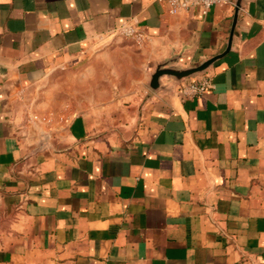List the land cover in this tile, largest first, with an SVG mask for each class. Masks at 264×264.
Wrapping results in <instances>:
<instances>
[{"label": "crops", "instance_id": "0c3cea01", "mask_svg": "<svg viewBox=\"0 0 264 264\" xmlns=\"http://www.w3.org/2000/svg\"><path fill=\"white\" fill-rule=\"evenodd\" d=\"M233 1L0 0V264H264V0ZM126 23L140 60L97 83Z\"/></svg>", "mask_w": 264, "mask_h": 264}, {"label": "rangeland", "instance_id": "374dc122", "mask_svg": "<svg viewBox=\"0 0 264 264\" xmlns=\"http://www.w3.org/2000/svg\"><path fill=\"white\" fill-rule=\"evenodd\" d=\"M144 43V42H143ZM143 43H138L132 38L118 36V39L113 44L109 45L106 50L110 51L108 52L107 56L100 58H92L88 59L91 62H96L97 66H94L91 73L86 72L88 74V77L95 80L97 83H99V80H102L110 75H113L114 77L116 74L125 75L127 73H130L133 70V65L136 66V64L139 62V52L141 50V47ZM87 60V61H88ZM111 63L116 66V69L113 68H107L106 66H101L102 63ZM114 66V67H115ZM155 67V66H154ZM153 68H151V73L153 71ZM107 68V69H105ZM135 69V68H134ZM84 71H75V73L79 74ZM72 72H67V74H71ZM63 74L60 73L59 77ZM62 78V77H60ZM88 79L83 81L78 88L83 92L85 89L88 90L89 86L87 85Z\"/></svg>", "mask_w": 264, "mask_h": 264}, {"label": "built area", "instance_id": "2783aa9c", "mask_svg": "<svg viewBox=\"0 0 264 264\" xmlns=\"http://www.w3.org/2000/svg\"><path fill=\"white\" fill-rule=\"evenodd\" d=\"M170 12L176 13L179 11H187L194 7H198L202 13H205L210 7L222 3L233 4V0H165ZM113 33L117 36L132 38L138 43H143L146 40V34L137 28L134 24H123L115 29ZM207 79L201 78L187 82L182 88L181 93L186 96L200 94L210 87Z\"/></svg>", "mask_w": 264, "mask_h": 264}, {"label": "water", "instance_id": "95a60500", "mask_svg": "<svg viewBox=\"0 0 264 264\" xmlns=\"http://www.w3.org/2000/svg\"><path fill=\"white\" fill-rule=\"evenodd\" d=\"M239 7H240V0H235L233 27L236 21V16L238 14ZM232 30L229 34V38L225 48L220 53H217L198 64L179 68L175 66L174 60L171 59L157 63L152 73L150 74V84H149L150 87L153 89L158 88L160 84V80L163 77L172 78L174 80H182L185 78L194 79V77L198 73L204 72L215 60H217L219 57L224 55L230 49L232 42V34H233Z\"/></svg>", "mask_w": 264, "mask_h": 264}]
</instances>
